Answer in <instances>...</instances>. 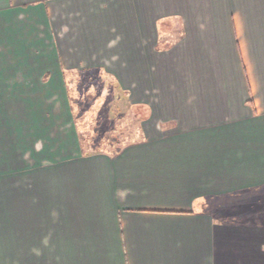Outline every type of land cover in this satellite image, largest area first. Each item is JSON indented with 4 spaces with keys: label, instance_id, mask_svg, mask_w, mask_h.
Segmentation results:
<instances>
[{
    "label": "crops",
    "instance_id": "crops-1",
    "mask_svg": "<svg viewBox=\"0 0 264 264\" xmlns=\"http://www.w3.org/2000/svg\"><path fill=\"white\" fill-rule=\"evenodd\" d=\"M20 17L46 76L99 68L147 116L119 154L40 163L1 89L0 264H264V224L211 204L264 187V0H0L7 58Z\"/></svg>",
    "mask_w": 264,
    "mask_h": 264
},
{
    "label": "rangeland",
    "instance_id": "rangeland-1",
    "mask_svg": "<svg viewBox=\"0 0 264 264\" xmlns=\"http://www.w3.org/2000/svg\"><path fill=\"white\" fill-rule=\"evenodd\" d=\"M21 20L24 26L28 24L26 17H20L14 23L10 20L8 24L10 32H15L12 34L20 35L16 36V42L10 35L9 46L11 48L14 43V49L8 58L0 49V91L2 89L4 93L6 90L9 101H23L26 106L28 118L19 128L26 135L25 149L33 148L39 153L36 157L39 156L40 163H48L49 159L67 157L63 150H67L69 142L74 143L73 149L78 156L95 154L103 146L113 151L117 147L124 149L142 142L147 116L145 107L130 104L114 77L99 68L69 70L55 76V80L54 76H46L54 69L55 62L47 54L50 44L47 38H36L39 46L35 51V43L31 44L21 37L25 28L33 25L22 27ZM174 35L173 39L176 33ZM0 46L6 48L2 43ZM58 113L66 120L60 122L58 119L56 124L45 121ZM13 126V123L9 124L10 133ZM112 134L119 137L120 143L109 144L107 138ZM28 137L32 138L29 142ZM83 152H88V155H83ZM53 162L56 161L51 160ZM212 199L213 210L220 217L229 216L231 222L264 224V187L236 191Z\"/></svg>",
    "mask_w": 264,
    "mask_h": 264
},
{
    "label": "trees",
    "instance_id": "trees-1",
    "mask_svg": "<svg viewBox=\"0 0 264 264\" xmlns=\"http://www.w3.org/2000/svg\"><path fill=\"white\" fill-rule=\"evenodd\" d=\"M107 141L110 142L109 144L110 145H114V144H118L120 143L121 140H119V137L115 134H112L110 138H107ZM84 149V148H83ZM123 150L122 147H117L115 148V150H111V148H106L105 146L103 147H100L97 152L98 153H104V154H109V155H114V154H119L121 153ZM96 152V153H97ZM87 154L88 155V152H83V155ZM225 220H228L227 218Z\"/></svg>",
    "mask_w": 264,
    "mask_h": 264
}]
</instances>
